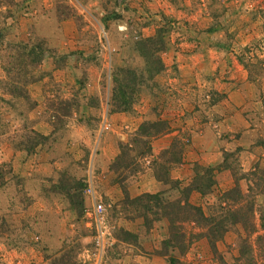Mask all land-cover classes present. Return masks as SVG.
I'll list each match as a JSON object with an SVG mask.
<instances>
[{
	"label": "rangeland",
	"instance_id": "1",
	"mask_svg": "<svg viewBox=\"0 0 264 264\" xmlns=\"http://www.w3.org/2000/svg\"><path fill=\"white\" fill-rule=\"evenodd\" d=\"M261 225L264 0H0V264H264Z\"/></svg>",
	"mask_w": 264,
	"mask_h": 264
},
{
	"label": "trees",
	"instance_id": "2",
	"mask_svg": "<svg viewBox=\"0 0 264 264\" xmlns=\"http://www.w3.org/2000/svg\"><path fill=\"white\" fill-rule=\"evenodd\" d=\"M116 82H118L117 80H115ZM114 81V82H115ZM112 98L114 99V101L115 102H119L120 104H121V106L122 107H120V108H118V109H116L115 111H126V109H125V106L128 104V96L126 95V93H125V91H124V89H123V87L121 86V83H117L116 84V89L113 91V94H112ZM189 208H190V210H192V211H197L198 209L197 208H195V207H191V206H189V205H187ZM198 213V215H200L199 214V212H197ZM242 220H244V219H242ZM241 220V221H242ZM241 221H238V224H240L241 223ZM243 222H245V221H242V223ZM262 226V228H264V225H261ZM227 230L225 229H223V232L225 233ZM258 236H262V237H260L262 240H264V234L263 235H258ZM180 238V237H179ZM178 238V236H176L175 237V241L176 242H180V240L181 239H179ZM182 238V237H181ZM262 250H264V243L262 244ZM264 253V252H263ZM169 263L170 264H176L177 263V260L176 259H170L169 260Z\"/></svg>",
	"mask_w": 264,
	"mask_h": 264
},
{
	"label": "built area",
	"instance_id": "3",
	"mask_svg": "<svg viewBox=\"0 0 264 264\" xmlns=\"http://www.w3.org/2000/svg\"><path fill=\"white\" fill-rule=\"evenodd\" d=\"M89 192H90V188L86 189V193H89ZM103 209L104 207L101 203L94 201V204L92 205V209L88 210L86 214L87 220L94 221L97 225V229H98V226L100 227V224L103 221L102 219ZM97 236L99 239L100 236L99 235Z\"/></svg>",
	"mask_w": 264,
	"mask_h": 264
},
{
	"label": "crops",
	"instance_id": "4",
	"mask_svg": "<svg viewBox=\"0 0 264 264\" xmlns=\"http://www.w3.org/2000/svg\"><path fill=\"white\" fill-rule=\"evenodd\" d=\"M122 254H124V255H122V256H120L119 257V260H118V264H127L128 263V260H131L130 259V256H131V254H127V253H125V252H123ZM120 255V254H119ZM118 255V256H119ZM140 260V264H155V263H157V264H159V260L158 259H155V258H142V259H139Z\"/></svg>",
	"mask_w": 264,
	"mask_h": 264
}]
</instances>
